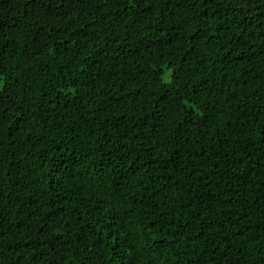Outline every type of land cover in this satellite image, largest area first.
I'll return each instance as SVG.
<instances>
[{
	"label": "trees",
	"instance_id": "trees-1",
	"mask_svg": "<svg viewBox=\"0 0 264 264\" xmlns=\"http://www.w3.org/2000/svg\"><path fill=\"white\" fill-rule=\"evenodd\" d=\"M0 264H264V0H0Z\"/></svg>",
	"mask_w": 264,
	"mask_h": 264
}]
</instances>
